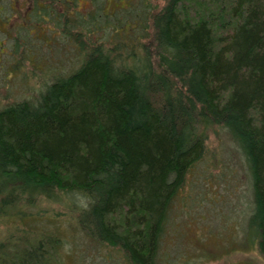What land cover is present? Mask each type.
<instances>
[{
	"label": "trees",
	"instance_id": "16d2710c",
	"mask_svg": "<svg viewBox=\"0 0 264 264\" xmlns=\"http://www.w3.org/2000/svg\"><path fill=\"white\" fill-rule=\"evenodd\" d=\"M161 1L0 0V222L20 233L0 264H64L42 203L124 264H169L213 127L243 158L264 256V0Z\"/></svg>",
	"mask_w": 264,
	"mask_h": 264
},
{
	"label": "rangeland",
	"instance_id": "374dc122",
	"mask_svg": "<svg viewBox=\"0 0 264 264\" xmlns=\"http://www.w3.org/2000/svg\"><path fill=\"white\" fill-rule=\"evenodd\" d=\"M15 88L19 93V86ZM246 174L234 143L224 132L211 128L205 159L193 167L174 200L161 247L162 263L264 264L257 241L252 239L255 231L248 216L252 194ZM41 205L48 209V217L59 216L63 231H59L58 247L64 264H124L119 255L84 236L68 220L69 213L61 204ZM17 227L14 222H0V240L11 231L20 234Z\"/></svg>",
	"mask_w": 264,
	"mask_h": 264
}]
</instances>
